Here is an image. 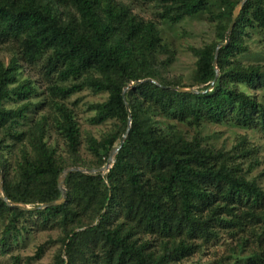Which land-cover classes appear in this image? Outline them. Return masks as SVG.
I'll use <instances>...</instances> for the list:
<instances>
[{
    "label": "trees",
    "instance_id": "trees-1",
    "mask_svg": "<svg viewBox=\"0 0 264 264\" xmlns=\"http://www.w3.org/2000/svg\"><path fill=\"white\" fill-rule=\"evenodd\" d=\"M131 1L153 4L165 24L202 15L213 24L212 41L189 49L195 60L189 82L172 76L178 51L159 23L124 1L0 0V46L15 49L8 64L0 61V169L10 201L38 207L58 200L62 172L104 167L129 128L106 175L67 176L64 204L23 211L0 195V257L21 264L11 249L36 228L60 235L50 264H182L223 238L240 250L229 264H264V187L248 177L261 164L257 150L245 137L226 150L179 128L229 125L264 137V98L254 93L264 89V63L243 61L249 42L264 38V0L245 4L217 57L243 0ZM41 62L53 80L43 100L22 73ZM146 79L155 83L143 82L124 98L126 87ZM86 90L107 95L88 105L91 125L111 124L101 139L82 137L68 105ZM52 130L64 152L48 143ZM250 242L252 255L243 259ZM48 250L39 246L25 261L38 262Z\"/></svg>",
    "mask_w": 264,
    "mask_h": 264
},
{
    "label": "rangeland",
    "instance_id": "rangeland-1",
    "mask_svg": "<svg viewBox=\"0 0 264 264\" xmlns=\"http://www.w3.org/2000/svg\"><path fill=\"white\" fill-rule=\"evenodd\" d=\"M127 4H130L134 12L146 20H155L159 23L164 31V37L174 45L178 51V60L175 62L171 69L172 76L182 75L187 82L190 81L191 75L194 68V58L189 51L191 47H201L205 43H209L213 39V24H211L205 15L197 18L189 19L179 25L165 24L160 19V11L153 5L147 3H137L131 0H120ZM250 50L243 57V61L246 64H253L257 62L264 63V53L261 50L264 47V38L260 35H256L249 42ZM15 49L9 45L0 46V61L8 64L13 57ZM23 77L35 81L38 92L43 100V95L46 88L51 84L48 78L44 76L43 62L29 67L24 66ZM254 93L262 99L264 98V89L259 88L254 90ZM107 98L106 94H95L89 90H86L80 94L73 96L69 101L68 105L75 111L76 120L79 123L82 137L85 138L87 135H93L97 139H101L111 129V124H104L100 126H93L90 124V119L94 113L88 111V105L98 102H103ZM46 108V113H48ZM179 128L187 132L189 135L198 133L204 138L205 142L217 147L231 150L234 145L237 144L239 138L245 137L248 140V145L257 150V154L261 159V164L254 169L248 170V177L255 179L258 183L264 187V137L257 133V131L244 130L229 125L226 126H215L209 123H205L200 128H193L188 125H179ZM48 143L55 145L58 144L59 152H64L65 147L62 140L58 137L54 130L49 133ZM85 147V146H84ZM82 156L86 159L89 158L85 148L82 147ZM245 163V168H248L249 163ZM32 233L26 238L23 244H20L18 248H13L11 254L20 255L22 257L21 264H28L25 259L35 255V252L39 246L48 245L49 250L46 251L45 257L33 264H50L53 259V255L59 247L58 239L60 237L58 231L40 232L34 228ZM252 238L250 234L246 235V240ZM51 242V244L49 243ZM235 241L231 242L226 238H223L219 243L212 245L204 252L196 254L194 257L185 260L182 264H219L224 259L225 264H229V259L233 250L236 253ZM20 249V250H17ZM251 242L246 250L240 252L241 258L245 259L252 255ZM6 257H0V264L6 263ZM9 257V256H8ZM238 262L237 264H244ZM246 264V263H245Z\"/></svg>",
    "mask_w": 264,
    "mask_h": 264
},
{
    "label": "water",
    "instance_id": "water-1",
    "mask_svg": "<svg viewBox=\"0 0 264 264\" xmlns=\"http://www.w3.org/2000/svg\"><path fill=\"white\" fill-rule=\"evenodd\" d=\"M248 1L249 0L241 1L237 5V7L235 8V10L233 12V16H232V21H231L229 29H228V31H227V33L225 35V42L223 44H219L218 45V47L216 49V57H217L218 51L221 48H224V47H226L228 45L231 33L233 32L234 27L236 25V22H237V20H238V18L240 16L245 4ZM214 67H215L216 72H217V75H216V78H217L218 75H219V70L217 69L216 58H215V61H214ZM143 82H154V81L150 80V79H146L144 81H136V82L132 83L129 87H126L124 89V92H123L124 98H125V93H126L127 90L135 88L138 85L142 84ZM172 89L175 90V91H178L180 93H199V91L196 90L193 87H172ZM126 107H127V110L129 111V106L126 105ZM129 122H131V114L130 113H129ZM128 133H129V128H128L127 132L125 133V135L122 138L121 145L119 147L114 148L110 152L108 161H107V163H106V165L104 167L98 168V169H95V168L89 169V168H83V167H68V168H66L62 172V175L58 179V188L61 191L62 195H61V197L58 200H56L54 202L46 203V204H43V205L38 206V207H31V206H28V205H25V204H20V203H15V202L10 201L8 199V196H7V194L5 192V189H4L1 169H0V195L3 197V200L8 204V206L13 207V208H18V209L23 210V211H37V210H43V209H47V208L60 206V205L64 204L66 202V200H67V191H66V188H65V181H66L67 176L70 173H72V172H78V173L90 174V175H98V174L99 175H106L111 170V168L113 167L114 161H115V157H116L117 153L119 152V150L122 148L123 144L125 143V141L127 139V136H128Z\"/></svg>",
    "mask_w": 264,
    "mask_h": 264
}]
</instances>
